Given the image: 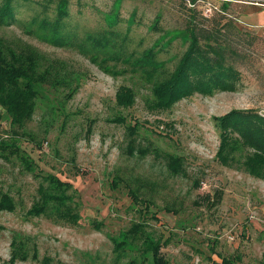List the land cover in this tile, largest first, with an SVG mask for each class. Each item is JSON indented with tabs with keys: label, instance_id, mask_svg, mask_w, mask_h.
<instances>
[{
	"label": "rangeland",
	"instance_id": "obj_1",
	"mask_svg": "<svg viewBox=\"0 0 264 264\" xmlns=\"http://www.w3.org/2000/svg\"><path fill=\"white\" fill-rule=\"evenodd\" d=\"M70 1L71 21L80 25L81 33L95 31L102 22L101 11L113 3ZM26 2L22 1L20 15L28 21L50 0ZM222 2L199 3L210 15ZM188 4L189 0H124L122 18L135 11L143 21L133 30L127 51L141 52L159 38L163 32L149 30L148 25L157 14L163 15V31L182 28ZM233 4L244 11L264 0ZM245 23L239 61L243 81L238 90L213 96L196 93L168 108L158 107L150 79L123 61L107 62L117 72L113 75L78 49L44 42L24 26L0 24V38L16 50L38 55L43 72L32 118L22 128H9L5 117L0 122V141L17 140L36 165L32 172L18 157H0V194L10 193L17 205L15 211H0V264H10L17 238L26 242L30 257L16 264H134L133 259L142 264L136 248L127 252L115 248L121 234L141 220L147 231L165 242L162 252L170 264H226L224 258L232 264H260L264 177L244 166L250 150L238 154L232 165L217 159L216 117L233 109L264 114V32ZM185 49L177 40L161 50L159 58L168 72ZM123 92L126 99L130 95V106L120 104ZM0 110L5 112L1 106ZM176 157L181 160L179 173L168 167ZM49 173L72 183L68 193L81 216L77 224L29 213ZM131 190L150 203L144 215Z\"/></svg>",
	"mask_w": 264,
	"mask_h": 264
},
{
	"label": "trees",
	"instance_id": "obj_2",
	"mask_svg": "<svg viewBox=\"0 0 264 264\" xmlns=\"http://www.w3.org/2000/svg\"><path fill=\"white\" fill-rule=\"evenodd\" d=\"M22 1L27 3V0H0L1 25L24 26L27 33L44 42L78 49L113 75L117 72L107 62L123 61L150 79L159 99L158 107L168 108L196 93L213 96L218 92L237 91L243 81L239 61H242V41L247 33L246 21L241 17V6L233 7V2L240 0H223L219 7L213 6L210 15L204 13L205 10L199 3L202 0H189L183 26L174 30L163 31V15L157 14L148 24L149 30H160L163 33L150 47L138 53L129 52L126 48L133 30L143 21L137 19L135 11L126 20L122 18L124 0H113L111 9L101 11L100 26L95 31L85 30L84 33L80 32L79 24L74 25L71 21L70 0H50L43 12L34 14L28 21L20 15L24 6ZM52 2L55 5L52 6ZM262 35L264 41V34ZM177 40H181L186 49L175 69L168 72L159 53ZM40 67L41 59L38 55L16 50L0 38V106L5 110L4 113L0 110V122L5 117L9 128H22L32 118L41 92L40 85H43ZM165 74L167 76L163 77ZM121 95L123 97L119 96L120 104L130 106V95L128 94V99L126 93ZM215 122L220 130L217 159L224 165H232L238 160V154L250 150L242 160L244 166L250 173L264 177V114L255 109H233L216 117ZM0 157L7 160L18 157L28 170L35 171L34 160L17 140H1ZM168 167L171 172L179 173L180 158L171 160ZM43 179L46 184L43 183L38 188L40 197L29 213L36 216L51 214L77 224L81 216L70 203L73 197L68 193L73 188L72 183L52 173L45 175ZM129 194L135 204H142L139 209L141 214L149 211L150 203L145 202L147 198L143 199L134 190ZM16 207L15 199L10 193L0 194V211H15ZM120 237L122 239L116 240L115 244L117 251L127 252L136 248L142 256V264H170L162 252L165 242L147 231L144 220L134 223ZM36 253L32 255L34 258H37ZM29 257L26 242L14 239L8 260L10 264ZM223 262L234 263L228 258H224ZM132 263L138 264L136 259ZM260 264H264V260Z\"/></svg>",
	"mask_w": 264,
	"mask_h": 264
},
{
	"label": "crops",
	"instance_id": "obj_3",
	"mask_svg": "<svg viewBox=\"0 0 264 264\" xmlns=\"http://www.w3.org/2000/svg\"><path fill=\"white\" fill-rule=\"evenodd\" d=\"M241 14L243 18H246L247 22L256 28L262 29L264 32V4H257V6L254 7L248 6Z\"/></svg>",
	"mask_w": 264,
	"mask_h": 264
}]
</instances>
